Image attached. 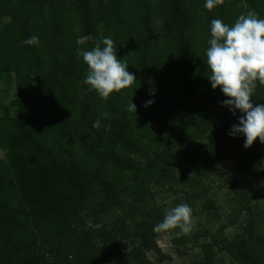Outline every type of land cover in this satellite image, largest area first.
Listing matches in <instances>:
<instances>
[{"label":"trees","instance_id":"16d2710c","mask_svg":"<svg viewBox=\"0 0 264 264\" xmlns=\"http://www.w3.org/2000/svg\"><path fill=\"white\" fill-rule=\"evenodd\" d=\"M105 1L0 0V21L9 19L0 28V78L13 74L22 87L11 103L15 115L0 114L7 162L0 166V264H155L146 255L164 258L156 245L162 233L173 247L200 249L204 264L218 252L236 264H264V187L251 183L264 180V144L245 149L243 137L229 135L240 113L211 88L206 57L213 19L232 26L250 10L264 19V0H223L212 10L205 0ZM85 27L92 40L80 48L77 31ZM101 28L136 77L107 101L82 83L88 67L80 53L108 38ZM34 35L38 46L21 45ZM131 100L136 113L127 110ZM252 100L264 103V84ZM227 151L238 168L222 197L228 223L192 241L179 229L154 232L180 204L191 207L192 219L221 218L213 169L190 172V165ZM159 194L175 199L158 206Z\"/></svg>","mask_w":264,"mask_h":264},{"label":"clouds","instance_id":"9594fccd","mask_svg":"<svg viewBox=\"0 0 264 264\" xmlns=\"http://www.w3.org/2000/svg\"><path fill=\"white\" fill-rule=\"evenodd\" d=\"M223 0H205L204 7L212 10ZM210 36L206 50L207 66L211 75L208 81L213 90L219 89L226 97L222 101L235 115L240 113L237 124L229 131L231 137H243L244 148H250L254 142L264 144V103H254L257 83L264 84V19L254 11H248L238 17L234 25L229 26L220 19H213L210 26ZM38 36H31L21 42V45L38 46ZM103 45V47L101 46ZM88 72L82 83L87 91L95 92L101 99L107 101L113 93H122L136 82L133 73L127 71L128 66L117 57L110 38H103L90 51L80 53ZM154 100L145 102L150 107ZM128 111L137 112L136 106L130 101ZM108 113H103L104 118ZM93 128L100 127V120L93 122ZM192 209L188 204H180L166 210L162 222L153 227L160 233L179 229L177 236L191 231ZM89 227L99 228L100 225Z\"/></svg>","mask_w":264,"mask_h":264},{"label":"rangeland","instance_id":"374dc122","mask_svg":"<svg viewBox=\"0 0 264 264\" xmlns=\"http://www.w3.org/2000/svg\"><path fill=\"white\" fill-rule=\"evenodd\" d=\"M106 2L105 0H102ZM9 19L4 18L0 21V28L3 25H7ZM107 32L101 28L100 37H103ZM108 38L113 39L112 32L107 33ZM92 40V30L90 27H85L77 31V43L80 48H84L87 43H90ZM131 42H135L134 38L131 39ZM181 77V76H179ZM166 84V83H165ZM169 86V85H168ZM162 88L161 86H159ZM22 93V87L16 83L15 76L10 74L6 77L0 78V114L3 108H7L9 112V117L15 115L14 109L11 107V103L14 99L19 97ZM6 152L0 149V166L6 165ZM204 166L206 169H213V174L211 180L213 181V189L217 193V197L220 199V205H222V210L220 211L221 218L219 220H210L209 216L206 214H197L192 219L191 231L187 234H184L185 237L189 236L192 241V236L195 234L200 235L203 230H212L215 232V227H218L221 224L228 223L230 218L231 211L229 210L228 205L223 204L222 197L228 191V183L232 176L238 172V168L235 161V154L232 151H227L226 155L222 158H218L213 162L208 161H193V164L190 165V172L196 171V169ZM252 186L256 189L264 187V180L257 178L252 180ZM175 199V196L172 194H159L156 195L155 201L158 206H163ZM255 215L260 216L255 212ZM247 216L237 219L239 225H245V219ZM260 223H264V210L259 219ZM215 225V227H214ZM214 229V230H213ZM234 229L229 230L233 232ZM228 230L225 234H229ZM214 234V233H212ZM182 236V235H181ZM205 240L200 239V243H203ZM157 248L160 250L163 259H159L154 252L147 253L146 257L149 261L159 264H193L197 262L198 264H204L205 260L201 253V250L193 246L191 243H188L187 246L179 245L178 247H173L171 244V237L168 233H162L156 238ZM211 263L209 264H236L234 260L226 252L215 253L211 258Z\"/></svg>","mask_w":264,"mask_h":264}]
</instances>
